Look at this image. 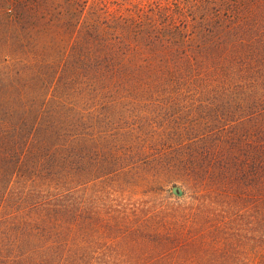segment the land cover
<instances>
[{
  "label": "trees",
  "instance_id": "1",
  "mask_svg": "<svg viewBox=\"0 0 264 264\" xmlns=\"http://www.w3.org/2000/svg\"><path fill=\"white\" fill-rule=\"evenodd\" d=\"M208 1L108 11L88 0H0V264H160L165 250L171 258L185 240L173 212L167 219L137 206L114 224L89 218L92 237L95 219L116 234L113 254L90 245L87 260L78 198L85 178L110 177L119 188V163H138L107 149L93 164L98 125L100 140L120 151L119 142L167 117L131 106L168 104L171 94L201 95L191 117L175 118L191 123L197 143L158 165L137 159L140 167L212 175L233 191L228 199L255 208L264 237V40H255L264 28L239 16H254L264 0ZM187 240L190 251L204 245ZM253 254L245 264H264V251Z\"/></svg>",
  "mask_w": 264,
  "mask_h": 264
},
{
  "label": "rangeland",
  "instance_id": "2",
  "mask_svg": "<svg viewBox=\"0 0 264 264\" xmlns=\"http://www.w3.org/2000/svg\"><path fill=\"white\" fill-rule=\"evenodd\" d=\"M209 1L217 3V0ZM88 2L91 4L96 3L100 7L103 5L108 8L106 10L114 11L132 6L146 7L147 10L150 7L155 8L166 4L175 6L178 9L181 0H88ZM252 10L254 16L248 19L243 18V14L240 13V24L245 26L250 23L263 29L264 5ZM225 14L222 13L220 20L225 19ZM247 40L249 39L240 41ZM255 40L263 43L264 39L259 37ZM193 42L202 43L203 41L195 39ZM261 72L264 73V66H261ZM259 87L261 89L262 85ZM200 97L201 95L198 94H171V98L174 100L168 104H138L131 106L138 109V112L134 114L152 116L153 113L154 117L166 114L167 117L149 122L154 124L146 126L143 133L142 130L137 134L133 132L129 143L119 142V146L124 150L112 149L109 144L100 140L103 137L101 133L104 129H101L98 125L99 137H97V143L101 146L100 149H95L94 153H91L95 154L96 158L93 164L101 162L99 160L100 156L107 152V149L115 152L114 155L128 156V160L134 159L138 163L136 168L132 170L131 168L128 169L131 161L119 163L120 167H125L123 172L128 176H125L123 180L121 179L119 188L111 184L110 177L92 181L90 180L91 177H87L83 180V184L79 188L78 198L83 224L81 230L83 245L81 248L87 260H91L88 254L91 251L90 245L93 246L92 251L94 254L109 255L113 254L115 249L112 241L109 240L115 236L116 232L113 230L108 231V229L105 231L103 228L99 229L98 220L96 219L106 218L109 223L114 224L119 216L126 217L137 206H144L150 211L158 210L167 219H169L168 213L172 211L177 222L176 226L180 229V236L185 237L184 242L179 243L173 249L171 258L168 255L169 251H164L160 264H245L251 262L255 255L254 252L264 251V237L261 236L260 225L255 218V208L253 209L252 205H245L249 210L247 213L241 202L235 203L234 200L228 199L229 194H232L233 191L222 184L210 182V179L213 178L212 175H204L203 181H196L188 173L174 169L166 171L163 168H152L148 170V173H145L146 166L140 167L139 165L137 159L143 158H155L156 161H152V164L158 165L157 160L162 156H181L183 151L191 147L185 144L193 142L191 145H194L197 143L195 140L197 135L192 132L191 123L183 118H175L177 116L191 117L195 112L193 104ZM141 99L143 102L146 98ZM126 100L130 104L138 103L132 102L133 100L129 98H126ZM175 102H178V105H172ZM173 130L178 134L172 135ZM206 130L209 129L206 128ZM177 147H180L179 151H176ZM107 154L112 153L108 151ZM88 163L89 161L86 162L87 165ZM168 164L171 163L168 162L165 165ZM94 170L97 169L94 168ZM141 174L144 175L142 181L138 179L134 182L131 179V177L135 178ZM125 178H128V180ZM138 181L141 184H138ZM173 187L181 189L183 194H175L172 190ZM98 213L101 214L100 217H96ZM93 214L96 219L93 224L92 237L87 224ZM166 224L163 223L164 226ZM176 232L179 236L178 231ZM199 236L203 239L204 245L198 252L192 250V248L191 251L189 248H185L186 245L184 244L188 243L185 242L188 241L187 239H194ZM213 238H216V240ZM215 242L218 243V248L212 245ZM255 260L257 261V258Z\"/></svg>",
  "mask_w": 264,
  "mask_h": 264
},
{
  "label": "water",
  "instance_id": "3",
  "mask_svg": "<svg viewBox=\"0 0 264 264\" xmlns=\"http://www.w3.org/2000/svg\"><path fill=\"white\" fill-rule=\"evenodd\" d=\"M172 190H173V192H174L175 194H178V195H182V194H183L182 190L179 189L178 187H173Z\"/></svg>",
  "mask_w": 264,
  "mask_h": 264
}]
</instances>
